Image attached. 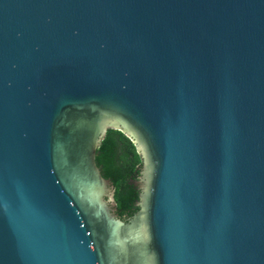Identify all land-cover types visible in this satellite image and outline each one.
Segmentation results:
<instances>
[{
    "label": "water",
    "instance_id": "1",
    "mask_svg": "<svg viewBox=\"0 0 264 264\" xmlns=\"http://www.w3.org/2000/svg\"><path fill=\"white\" fill-rule=\"evenodd\" d=\"M0 264H264V0H0Z\"/></svg>",
    "mask_w": 264,
    "mask_h": 264
},
{
    "label": "trees",
    "instance_id": "2",
    "mask_svg": "<svg viewBox=\"0 0 264 264\" xmlns=\"http://www.w3.org/2000/svg\"><path fill=\"white\" fill-rule=\"evenodd\" d=\"M96 163L114 186L115 213L128 220L139 208V188L134 184L142 164L134 142L121 130L109 128L97 149Z\"/></svg>",
    "mask_w": 264,
    "mask_h": 264
}]
</instances>
